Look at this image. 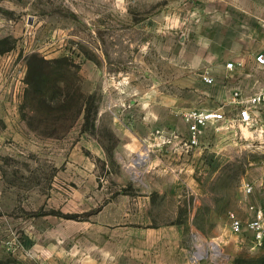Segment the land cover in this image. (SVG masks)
<instances>
[{
    "label": "rangeland",
    "instance_id": "rangeland-1",
    "mask_svg": "<svg viewBox=\"0 0 264 264\" xmlns=\"http://www.w3.org/2000/svg\"><path fill=\"white\" fill-rule=\"evenodd\" d=\"M262 8L0 0V264H264V241L245 226L251 205L264 211V132L211 123L186 158L185 140L128 141L184 138L187 110L264 81L238 45L264 49ZM142 153L188 170L174 171L172 189L170 175L136 163Z\"/></svg>",
    "mask_w": 264,
    "mask_h": 264
},
{
    "label": "built area",
    "instance_id": "built-area-1",
    "mask_svg": "<svg viewBox=\"0 0 264 264\" xmlns=\"http://www.w3.org/2000/svg\"><path fill=\"white\" fill-rule=\"evenodd\" d=\"M258 68L264 70V49L258 51L254 56ZM228 66L233 70L244 66V61L230 62ZM205 81L212 83L214 77L205 74ZM231 108L235 110L234 115L228 116L227 111ZM264 81L255 76L252 85L237 83L228 99L217 107L205 109H189L184 113L188 122L189 135L184 141L187 148L196 147L200 144L201 136L205 128L211 123H228L229 125L239 124L247 128H256L264 132ZM253 183H246V190L252 192ZM254 210V218L245 224L248 230L253 231L257 243L264 241V211L255 205H251ZM232 228L235 231H241L244 223L235 214L231 213Z\"/></svg>",
    "mask_w": 264,
    "mask_h": 264
},
{
    "label": "crops",
    "instance_id": "crops-1",
    "mask_svg": "<svg viewBox=\"0 0 264 264\" xmlns=\"http://www.w3.org/2000/svg\"><path fill=\"white\" fill-rule=\"evenodd\" d=\"M256 7L254 6H250V5H243L240 7V9L238 8V11L239 12H243V13H247V14H251V13H256ZM259 11V10H258ZM262 12H264V8H262ZM251 30H255V24H252ZM238 40H240V42L238 43V45H240L242 47V50H240V55L241 54H245V53H248L246 56V58H248L249 62H253L254 65H255V59H254V55L258 52V50L256 52H254V48L252 47V44H251V41H249L248 39H245V38H238ZM254 46V45H253ZM253 51V53H249L250 51ZM244 61V60H243ZM253 84V81L251 82V85ZM226 96V95H225ZM224 96V97H225ZM263 117H264V113H263ZM134 139H129L128 141L130 142V147L131 148H135V149H139L141 147H151V143L153 141H156V142H164V143H167V142H170V143H173L172 145H176L178 146V143H181L183 140H186L187 136L184 137V138H165L163 136H160V137H152L151 139H148V138H143V139H139L138 140V137L137 136H134L133 137ZM176 146V147H177ZM177 150L179 152V158L182 157V158H186V157H190V151H189V148H184V146H179L177 147ZM139 158V157H138ZM138 158L136 160V163L139 164V161H138ZM163 160L157 156V157H150L147 161H145L146 163H151V166H154V167H148L147 168V173L148 174H152V175H155V174H164V175H170V178H171V181H170V184H171V188L174 189V186H175V172H177L179 170V172L182 171V169L184 168H176V167H172V168H169V167H162L161 165H159V163H156V162H162ZM168 162V161H167ZM141 164V163H140ZM186 170H188L187 168H185ZM175 171V172H174ZM255 183V182H254ZM167 184V182H166ZM168 185V184H167ZM166 185V187H167Z\"/></svg>",
    "mask_w": 264,
    "mask_h": 264
},
{
    "label": "bare ground",
    "instance_id": "bare-ground-1",
    "mask_svg": "<svg viewBox=\"0 0 264 264\" xmlns=\"http://www.w3.org/2000/svg\"><path fill=\"white\" fill-rule=\"evenodd\" d=\"M147 158H148V155L146 154V153H142L140 156H139V158H138V161H139V164L140 163H144V161H145V159L147 160ZM138 163V162H137Z\"/></svg>",
    "mask_w": 264,
    "mask_h": 264
}]
</instances>
